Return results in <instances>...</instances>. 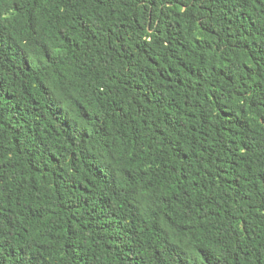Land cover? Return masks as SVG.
<instances>
[{
  "label": "trees",
  "instance_id": "1",
  "mask_svg": "<svg viewBox=\"0 0 264 264\" xmlns=\"http://www.w3.org/2000/svg\"><path fill=\"white\" fill-rule=\"evenodd\" d=\"M0 264H264V0H0Z\"/></svg>",
  "mask_w": 264,
  "mask_h": 264
}]
</instances>
